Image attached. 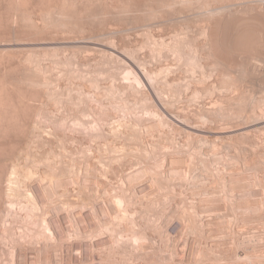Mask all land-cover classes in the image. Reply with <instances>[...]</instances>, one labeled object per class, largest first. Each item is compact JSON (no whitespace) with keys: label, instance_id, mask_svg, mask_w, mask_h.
Segmentation results:
<instances>
[{"label":"rangeland","instance_id":"rangeland-1","mask_svg":"<svg viewBox=\"0 0 264 264\" xmlns=\"http://www.w3.org/2000/svg\"><path fill=\"white\" fill-rule=\"evenodd\" d=\"M156 1L0 0V264H264V1Z\"/></svg>","mask_w":264,"mask_h":264},{"label":"bare ground","instance_id":"bare-ground-1","mask_svg":"<svg viewBox=\"0 0 264 264\" xmlns=\"http://www.w3.org/2000/svg\"><path fill=\"white\" fill-rule=\"evenodd\" d=\"M133 1H134V0H133ZM171 1L174 2V0H171ZM176 1H177V0H176ZM182 1H183V0H182ZM230 1H231V0H230ZM236 1H238V0H236ZM251 1H252V0H251ZM251 1H250V3H251ZM259 1H260V0H259ZM263 1H264V0H263ZM263 1H262V3H263ZM124 2H125V1H124ZM130 2H131V1H130ZM151 2H152V1H151ZM153 2H154V1H153ZM155 2H157V1L155 0ZM169 2H170V1H169ZM169 2H168V3H169ZM177 2H179V1H177ZM184 2H185V0H184ZM184 2H182V3L180 2V3L183 4ZM222 2H223V1H222ZM226 2H227V1H226ZM239 2H240V1H239ZM248 2H249V0H248ZM254 2L257 3L258 0H255ZM145 3H147V2H145ZM162 3H163V1H162ZM162 3H161V4H162ZM171 3H172V2H171ZM185 3H186V2H185ZM223 3H224V2H223ZM223 3H222V5H223ZM227 3H229V2H227ZM230 3H232V2H230ZM237 3H238V2H237ZM245 3H247V1H246ZM260 3H261V1H260ZM262 3H261V4H262ZM102 4H103V3H102ZM102 4H101V5H102ZM115 4H116V3H115ZM115 4H114V5H115ZM138 4H140V3H138ZM152 4H153V3H152ZM158 4L160 5V3H158ZM165 4H167V3L165 2ZM165 4H164V5H165ZM220 4H221V3H220ZM239 4H241V3H239ZM257 4H259V2H258ZM263 4H264V3H263ZM134 5H135V4H134ZM136 5H137V4H136ZM140 5H142V4H140ZM147 5H149V3H148ZM159 5H157V6H159ZM173 5H176V4H173ZM231 5H233V4H231ZM246 5H248V4H246ZM246 5H245V6H246ZM250 5L252 6V4H250ZM250 5H248V6H250ZM128 6H129V5H128ZM150 6H151V5H150ZM153 6H154V5H153ZM153 6H152V7H153ZM165 6H166V5H165ZM168 6H169V5H168ZM180 6H181V5H180ZM182 6L184 7V4H183ZM207 6H208V4H207ZM224 6H225L226 8H228V9H230L228 6H226V5H224ZM224 6H223V8H225ZM260 6H261V5L259 4V7H258V6H257V7L260 8ZM262 6H263V5H262ZM102 7H103V6H102ZM137 7H138V6H137ZM137 7H136V10H137ZM146 7H148V6H146ZM171 7H172V6H171ZM241 7H243V5H242ZM252 7H253V6H252ZM255 7H256V6H255ZM255 7H254V8H255ZM263 7H264V6H263ZM263 7H261V8H263ZM117 8H118V7H117ZM122 8H123V7H122ZM122 8L120 7V9H122ZM140 8H141V7H140ZM156 8H157V7H156ZM160 8H161V7H160ZM165 8H167V7H165ZM226 8H225V11L227 10ZM254 8H251V10L254 9ZM258 8H257V9L255 8V11L258 10ZM131 9H133V8L131 7ZM131 9H130V10H131ZM151 9H152V8H151ZM158 9H159V8H157V10H158ZM197 9H198V8H197ZM215 9H216V7H215ZM218 9H220V8H217V9L215 10V12H217ZM221 9H222V8H221ZM221 9H220V11H221ZM232 9H233V8H232ZM244 9H245V8H244ZM152 10H153V9H152ZM152 10H150V11L152 12ZM159 10H160V9H159ZM182 10H183V9H182ZM223 10H224V9H223ZM230 10H231V9H230ZM248 10H249V9H248ZM251 10H250V13H251ZM259 10H260V9H259ZM102 11H104V10H102ZM119 11H120V10H119ZM127 11H128V10H127ZM140 11H141V10H140ZM140 11H139V12H140ZM150 11H149V12H150ZM155 11H156V9L154 10V12H155ZM160 11H161V10H160ZM163 11H164V10H163ZM180 11H181V10H180ZM220 11H218V12H220ZM255 11H254V13H255ZM260 11L263 12L264 10L261 9ZM124 12H125V11H124ZM154 12H152V13L154 14ZM227 12H228V11H227ZM233 12H234V11H233ZM262 12H261V13H262ZM160 13H161V12H160ZM198 13H199V12H198ZM228 13H229V12H228ZM245 13H246V12H245ZM247 13H249V12H247ZM247 13H246V14H247ZM254 13L252 12V15H253ZM257 13H259V12H257ZM257 13H256V14H257ZM100 14H101V13H100ZM149 14H151V13H149ZM212 14H214V13H212ZM236 14L238 15L239 13L237 12ZM243 14H244V13H243ZM263 14H264V13H263ZM60 15H61V14H60ZM200 15H201V14H200ZM237 15H236V16H237ZM252 15H251V16H252ZM58 16H59V15H58ZM149 16H150V15H149ZM151 16H152V15H151ZM208 16H209V15H208ZM210 16H213V15H211V13H210ZM216 16H217V15H216ZM228 16H229V15H228ZM234 16H235V15H234ZM243 16H244V15H243ZM62 17H63V16H62ZM153 17H154V16H153ZM201 17L203 18L204 15L201 16ZM222 17H223V16H222ZM222 17H221V18H222ZM249 17H250V16H248V19H249ZM260 17H261V16H260ZM210 18L212 19V17H210ZM236 18H238V17H236ZM255 18H256V17H255ZM255 18H254V19H255ZM258 18H259V17H258ZM204 19H205V18H204ZM217 20H218V19H217ZM222 20H223V19H222ZM225 20H226V18H225ZM250 20H251V17H250ZM232 21H234V20H232ZM261 21H262V24H263L264 21H263V20H261ZM246 22H247V21H245V22H243V23L246 24ZM251 22H252V23H255V20H254V22H253V18H252V21H251ZM251 22H250V24H252ZM256 22H258V20H257ZM241 23H242V22H241ZM213 24H215V23L213 22ZM217 24H218V23H217ZM217 24H216V26H217ZM219 24H221V25L223 26V23L219 22ZM224 24H225V23H224ZM226 24H227V22H226ZM228 24H229V23H228ZM230 24H231V23H230ZM235 24H236V23H235ZM257 24H258V23H257ZM221 25H218V26H221ZM232 25H233V24H232ZM252 25H253V24H252ZM259 25H260V24H259ZM238 26H239V24H238ZM241 26H242V25H241ZM245 26H246V25H245ZM245 26H244V27H245ZM250 26H251V25H250ZM254 26H255V24H254L253 26H251V27H254ZM208 27H209V26H208ZM212 27H213V26H212ZM212 27H211V28H212ZM244 27H242V28H244ZM262 27H263V25H262ZM211 28H210V29H211ZM217 28L219 29V27H217ZM220 28H221V27H220ZM233 28H236V27L233 26ZM257 28H258V27H257ZM204 29H205V28H204ZM207 29H208V28H207ZM207 29H206V31H205L206 33L209 32V31L207 32ZM212 29H215V27L212 28ZM226 29H227V28H226ZM230 29H231V28H230ZM261 29H262V28H261ZM261 29H260V30H261ZM208 30H209V29H208ZM220 30H221V29H220ZM233 30H234V29H233ZM235 30H237V29H235ZM239 30H240V29H239ZM224 31H225V30H224ZM228 31H229V30H228ZM254 31L258 32V30H254ZM254 31H253V32H254ZM221 32H222V30H221ZM235 32H236V31H235ZM238 32H239V31H238ZM241 32H243V31H241ZM253 32H252V34H254ZM256 32H255V33H256ZM261 32H262V31H261ZM225 33H226V32H225ZM233 33H234V32H233ZM247 33H248V32H247ZM204 34H205V33H204ZM222 34H223V33H222ZM222 34H221V35H222ZM242 34H243V33H242ZM258 34H259V33H258ZM238 35H239V34H238ZM238 35H236V37H238ZM247 35H248V34H247ZM247 35H246V36H247ZM260 35H261V34H260ZM207 36L209 37V39L207 38V40L210 42L209 45H213V43H216L217 46H218V50H217V48L215 49L217 52L214 50V51H215V54L212 53V54H213L212 56L216 55V59H217V61H218V60H220V61L223 60V56H224L223 54H225V52L223 53V51H226V49H227V51L230 53V52H231L230 49H232V48L229 47L230 49L228 50V47H226L225 50H223L222 47H224V46H220V47H221V50H220V48H219V44H220L221 39H220L219 34H216L215 31H214V32H213V31H212V32H209V33L207 34ZM246 36H245V37H246ZM254 36H255V35H254ZM254 36H250V35H249V37H247L246 40L249 38V41L252 42V39H254ZM261 36H262V38H263V34H262ZM232 37H233V36H232ZM240 37H241V36H240ZM240 37H239V39H240V42H241L242 39H241ZM257 37L260 38V36H258V35H257ZM222 38H223V36H222ZM262 38H261V39H262ZM219 39H220V40H219ZM231 39H232V38H231ZM236 39H237V38H236ZM250 39H251V40H250ZM261 39H260V40H261ZM205 40H206V39H205ZM243 40H244V39H243ZM260 40H258V42H260ZM183 41H184V40H183ZM208 41H206L207 44L209 43ZM234 41H235V40H234ZM236 41H238V40H236ZM236 41H235V42H236ZM206 42H204V43L206 44ZM243 42L245 43V41H243ZM243 42H242V43H243ZM263 42H264V40H263ZM180 43H181V42H180ZM183 43H184V42H183ZM222 43H223V42H222ZM225 43H226V39H225ZM232 43H233V42H232ZM236 43H237V42H236ZM253 43H254V42H253ZM253 43H251V44L254 46ZM256 43H257V40H256ZM175 44H176V43H175ZM205 44H204V45H205ZM181 45H182V43H181ZM225 45H226V44H225ZM230 45H231V44H230ZM236 45H238V43H237ZM246 45H248V43H246ZM255 45H256V44H255ZM169 46H170V45H169ZM201 46H202V45H201ZM228 46H229V45H228ZM253 46H252V47H253ZM167 47H168V46H167ZM167 47H166V48H167ZM172 47H173V46H172ZM176 47L179 48V46H177V45H176ZM181 47H182V46H181ZM231 47H232V46H231ZM233 47H235V46L233 45ZM174 48H175V47H174ZM188 48H189V47H188ZM237 48L239 49V47H237V46H236V48H234V52H235V49H237ZM240 48H241V47H240ZM246 48L248 49V47H246ZM246 48L244 47L245 51H246ZM167 49H168V48H167ZM183 49H184V46H183L182 50H183ZM195 49H196V48H195ZM197 49H198V48H197ZM242 49H243V48H242ZM160 50H161V49H160ZM164 50H166V49H164ZM172 50H173V49H172ZM174 50H176V49H174ZM174 50H173V51H174ZM179 50H181V49H179ZM188 50H189V49H188ZM192 50H193V49H192ZM201 50H202V48H201ZM157 51H159V48L157 49ZM162 51H163V49H162ZM168 51H169V53H171V50H168ZM173 51H172V52H173ZM183 51H184V50H183ZM236 51H238V50H236ZM176 52H177V50H176ZM179 52L181 53L182 51H179ZM179 52H177V53H179ZM196 52H197V51H196ZM196 52L194 51V53H196ZM208 52H209V50H208ZM232 52H233V49H232ZM248 52H249V51H248ZM158 53L161 54V52H158ZM162 53H163V52H162ZM173 53H175V52H173ZM180 53H179V56L176 54L177 56L175 55V57H180V55H181ZM186 53H187V52H186ZM198 53H199V52H198ZM198 53H196L197 55L195 54L197 57H198ZM246 53H247V52H246ZM160 54H159V55H160ZM191 54H192V53H191ZM202 54H203V53H202ZM173 55H174V54H173ZM182 55H183V53H182ZM185 55H186V54H185ZM192 55H193V54H192ZM195 55H194V57H195ZM204 55H205V54H204ZM206 55H208V54L206 53ZM226 55H227V54H226ZM246 55H248V54H246ZM183 56H184V55H183ZM186 56H187V55H186ZM212 56H211V57H212ZM194 57H193V58H194ZM201 57H202V56L200 55V58H201ZM205 57H207V56H205ZM205 57H203V59H204ZM225 57H226V56H225ZM252 57H253V56H252ZM258 57H259V56H258ZM187 58H188V57H187ZM255 58H256V57H255ZM181 59H182V58H181ZM183 59H185V58H183ZM189 59H190V58H189ZM196 59H197L196 61H195V58H194V61H193L192 57H191L190 60L186 59V60L189 61V63L192 62V63L190 64V67H189V65H188L189 63H187V61H186V63H187L186 65H187V67L191 68L192 65L194 64V65H193L194 68L192 67V69H196V70H198L199 67H200V69H202L203 67H202L201 65L198 66V65H197L198 63H196V64L194 63V62H198L199 57L196 58ZM211 59H212V58H211ZM213 59H214V58H213ZM216 59H215V61H216ZM246 59H247V58H246ZM191 60H192V61H191ZM206 60H207V59H206ZM179 61H180V60H179ZM200 61H201V60H200ZM203 61H204V60H203ZM209 61H210V59H209ZM211 61H212V60H211ZM213 61H214V60H213ZM217 61H216V62H217ZM220 61H219V62H220ZM180 62H182V60H181ZM184 62H185V61L183 60V63H184ZM201 62H202V61H201ZM207 62H208V60H207ZM216 62L213 63V64L215 65ZM219 62H217V63H219ZM183 63H182V65H183ZM222 63H223V62H221V64H222ZM225 63H226V62H225ZM256 63H257V62H256ZM179 64H180V63H179ZM203 64H204V63H203ZM207 64H208V63H207ZM213 64H212V68H213V71H214V67H213L214 65H213ZM221 64H219V65H221ZM263 64H264V63H263ZM195 65H196V66H195ZM223 65L225 66V64H223ZM223 65H222L221 67H223ZM230 65H232V64H230ZM230 65H229V66H230ZM243 65H245V64H243ZM179 66L181 67V65H179ZM183 66H184V65H183ZM215 66L218 67V65H215ZM227 66H228V64H227ZM227 66H226V68H228ZM240 66H241V65H240ZM245 66H246V65H245ZM261 66H262V65H261ZM195 67H196V68H195ZM201 67H202V68H201ZM231 67H232V66H231ZM241 67H242V66H241ZM185 68H186V67H185ZM197 68H198V69H197ZM219 68H220V67H219ZM181 69H182V67H181ZM203 69H204V68H203ZM209 69H210V68H209ZM215 69H216V68H215ZM217 69H218V68H217ZM217 69H216V70H217ZM223 69H224V67H223ZM263 69H264V68H263ZM187 70H188V68H187ZM190 70H191V69H190ZM216 70H215V71H216ZM226 70H227V69H226ZM226 70H225V71H226ZM228 70H229V69H228ZM188 71H189V70H188ZM188 71H186V73H188ZM192 71H194V70H192ZM215 71H214V72H215ZM234 71H235V70H234ZM189 72H191V71H189ZM243 72H244V71H243ZM245 72H246V70H245ZM262 72H263V71H262ZM104 73H105V72H104ZM104 73H103V74H104ZM184 73H185V71H184ZM221 73H222V72H221ZM239 73H240V71H239ZM98 74H99V73H98ZM103 74H102V75H103ZM188 74H191V73H188ZM192 74H194V72H192ZM224 74H225V73H224ZM227 74H228V73H227ZM244 74H245V73H244ZM222 75H223V74H222ZM103 76H105V75H103ZM146 76H147V75H146ZM228 78H229L230 80H227V81H229V84L231 85V82H232L231 80H232V79H231V77H228ZM228 78H226V79H228ZM233 78H234V77H233ZM235 78H236V77H235ZM136 79H137V78H136ZM222 80H223V79H222ZM235 80H236V79H235ZM137 81H138V80H137ZM230 81H231V82H230ZM233 83H236V82H233ZM237 83H238V81H237ZM224 84H227V82L224 83ZM232 85H234V84H232ZM235 86H236V85H235ZM132 87H133V85L131 86V89H132ZM228 87H229V86H228ZM230 88H231V86H230ZM233 88H234V87H233ZM231 90H232V88H231ZM251 101H253V100H251ZM251 101H250V102H251ZM254 102H255V101H254ZM247 104H248V103H247ZM250 104H252V102H251ZM250 104H249V105H250ZM255 104H256V103H255ZM255 104H254V105H255ZM252 106H253V105H252ZM241 108H242V107H241ZM245 108H246V107H245ZM239 109H240V108H239ZM240 110H241V109H240ZM251 110H252V109H251ZM234 111H236V110H234ZM262 111H263V110H262ZM245 112H246V111H244V114H245ZM253 112H254V111H253ZM231 113H232V112H231ZM231 113H230V114H231ZM239 113H240V112H239ZM260 113H262V112H260ZM260 113H259V114H260ZM232 114H233V113H232ZM240 114H241V113H240ZM244 114H242V115H244ZM246 115H247V113H246ZM254 115H255V113H254ZM254 115L252 114V117H253ZM262 115H264V112H263ZM240 116H241V115H240ZM258 117L260 118L261 116H258ZM239 118H240V117H239ZM242 118H243V117H242ZM246 118H247V117H246ZM253 118L256 119V116L253 117ZM247 119H249V118H247ZM244 120H245V119H244ZM248 121H249V120H248ZM244 122H245V121H244ZM97 128H98V127H97ZM95 129H96V128H95ZM101 129H102V128H101ZM98 131H99V133H100L101 130H98ZM98 131H97V132H98ZM116 131H117V133L120 135V133L118 132L119 130H116ZM90 132H91V131H90ZM95 132H96V130L92 133V134L94 135V137H95V136H96V137L100 136L99 133L96 132L97 134H99V135H97ZM101 132H102V131H101ZM121 132H122V131H121ZM103 133H104V132H103ZM90 134H91V133H90ZM114 134L116 135V132H115ZM119 135H116V136H119ZM123 135H125V134H123ZM120 136H121V135H120ZM126 136H128L127 133H126ZM124 137H125V136H124ZM153 149L155 150V148H153ZM102 158H103V157H102ZM103 159H104V158H103ZM103 159H101V160H103ZM104 160H106V159H104ZM127 177H128V176H127ZM1 179H2V178H1ZM1 179H0V180H1ZM128 179H129V178H128ZM2 181H3V180L0 181V182H1L0 184H2ZM13 181H14V180H13ZM11 183H12V182H11ZM0 187H1V186H0ZM3 188H4V187H3ZM10 190H11V189H10ZM2 196H4V195H2ZM120 200H121V199H120ZM5 201H6V200H5ZM7 201L9 202V200H7ZM118 201H119V200H118ZM123 201H126V200H123ZM2 202H3V201H2ZM6 203H7V202H6ZM0 204H1V201H0ZM4 204H5V203H4ZM119 204H120V202H119ZM122 204H123V203H122ZM120 205H121V204H120ZM1 206H2V205H1ZM5 207H6V206H5ZM0 208H1V207H0ZM6 208H7V207H6ZM4 209H5V208H4ZM8 209H9V208H8ZM36 210H38V209H36ZM102 210H103V209H101V213H100V214H104V212H103ZM8 211H9V210H7V212H8ZM0 212H1V211H0ZM4 212H5V211H4ZM4 214H5V213H4ZM32 214H33V213H32ZM104 215H105V214H104ZM104 215H103V216H104ZM1 216H2V215H1ZM2 217H3V216H2ZM33 217H34V216H33ZM104 217H105V216H104ZM0 222H1V221H0ZM2 224H3V223H2ZM135 224H137V223H135ZM135 224H133V225H135ZM137 225H140V224H137ZM1 227H2V225H1ZM137 227H138V226H137ZM4 228H5V227H4ZM55 230L57 231V229H55ZM116 230L118 231V229H116ZM140 230H141V229H140ZM0 231H1V230H0ZM8 232H10L9 229H8ZM8 232H7V237H8ZM122 232H123V231H122ZM137 232H138V231H137ZM137 232H136V233H137ZM3 233H5V232L3 231ZM58 233H59V232H58ZM113 233H114V232H113ZM117 233H118V232H117ZM123 233H124V232H123ZM123 233H122V235H123ZM136 233H135V234H134V233L132 234L133 236H132V238H131V242H133V244L135 245V246L133 245L134 248H136L135 251H136V250H137V251H138V250H139V251L142 250V252H143L144 249H142V248H145V247H144V245H143L142 243H146L147 235H146L145 232H144V233H140V234H138V235H137ZM0 235H1V234H0ZM56 235H57V234H56ZM115 235H116V232H115ZM115 235H114V237H115ZM119 235H121V233H119ZM122 235H121V237L124 236V235H123V236H122ZM4 236H6V234H5ZM7 237H6V238H7ZM121 237H120V238H121ZM126 237H128V236H126ZM129 237H130V236H129ZM2 238H3V237H2ZM54 238H55V237H54ZM116 238H117V236H116ZM116 238H115V239H116ZM120 238H119V239L117 238V240H121ZM105 239H106V238H105ZM105 239H104L103 241L106 243L107 240L105 241ZM117 240H116V241H117ZM129 240H130V239H129ZM103 241H102V242H103ZM121 241H122V240H121ZM144 241H145V242H144ZM108 242H110V241L108 240ZM99 243L101 244V241H100ZM99 243H98V244H99ZM105 243H103V244H105ZM120 243H121V242H120ZM120 243H119V244H120ZM129 243H130V242H129ZM76 245H77V243H76ZM130 245H132V244H130ZM72 246H74V245H71V247H72ZM101 246H102V245H101ZM75 247H77V246H75ZM134 248H133V249H134ZM139 251H138V252H139ZM21 254H22V253H21Z\"/></svg>","mask_w":264,"mask_h":264}]
</instances>
